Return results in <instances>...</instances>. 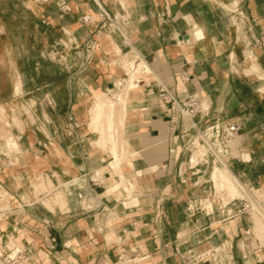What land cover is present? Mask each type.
Wrapping results in <instances>:
<instances>
[{"label": "crops", "instance_id": "crops-1", "mask_svg": "<svg viewBox=\"0 0 264 264\" xmlns=\"http://www.w3.org/2000/svg\"><path fill=\"white\" fill-rule=\"evenodd\" d=\"M126 61L142 82L119 90L113 133L131 197L107 194L120 178L90 126ZM162 87L200 98L195 129L170 128ZM1 119L0 263L264 264L256 220L229 214L241 186L212 175L264 191V0H0ZM214 122L239 126L222 164L191 151Z\"/></svg>", "mask_w": 264, "mask_h": 264}, {"label": "built area", "instance_id": "built-area-1", "mask_svg": "<svg viewBox=\"0 0 264 264\" xmlns=\"http://www.w3.org/2000/svg\"><path fill=\"white\" fill-rule=\"evenodd\" d=\"M96 6L100 10L99 17L108 18L107 12H105L96 2ZM89 17L84 16V21H88ZM143 72H146L143 69ZM138 72L135 73L134 86H138L142 79L137 76ZM187 79V78H185ZM123 82L120 84V86ZM158 98L163 101L162 109L165 111L170 128L177 126L179 121L184 122L186 130L195 129V116L200 113L202 109L201 100L194 94H184L178 96L173 94L170 89L162 87L158 92ZM239 131V126L234 122H226L220 124L219 122L211 123L201 130H198L196 135L197 141L204 146V155L210 156L215 162L222 164L220 158H225L226 150L229 148V142ZM193 142V141H192ZM194 143V142H193ZM261 191L259 188H249L241 190L240 197L237 198L239 201L238 206L235 207L234 214L229 211L230 217L248 215L253 219H257L264 224V199L260 197ZM255 219V220H256ZM17 254L10 256L9 254L3 256L0 264H13L14 258Z\"/></svg>", "mask_w": 264, "mask_h": 264}, {"label": "bare ground", "instance_id": "bare-ground-1", "mask_svg": "<svg viewBox=\"0 0 264 264\" xmlns=\"http://www.w3.org/2000/svg\"><path fill=\"white\" fill-rule=\"evenodd\" d=\"M147 65V64H146ZM133 66V65H132ZM140 68L142 69H145V70H149L146 66H144L143 65V63L142 64H140ZM140 70V69H139ZM135 73H136V68H135V65L132 67V68H130L129 69V71L127 72V74H126V77H124L122 80H119V81H117V83H116V87H115V90H116V92H114V93H112L111 94V96H115V97H118V99L119 100H121L120 102H121V105L119 106V108H122V111L123 112H125V100H122L121 99V97H120V94H119V90L120 89H125V87H126V85H127V81L128 80H130V83H129V85H131V84H134V78H135ZM123 82V84L120 86V84ZM118 93V94H117ZM121 94L122 95H124L122 92H121ZM117 95V96H116ZM123 98H124V96H123ZM115 113H116V107L112 104H110V103H107L106 101H103V99H102V97H98L97 99H96V101H95V103H94V114H93V117H94V120H93V125L96 127V126H99L98 125V122H100L98 119L99 118H101L102 116H103V114H105L106 115V118H108V131L110 130V132L109 133H111L112 132V130H111V125H113L114 124V122H113V119H114V117H115ZM106 118H105V121H106ZM111 122H113V124H111ZM106 127V128H107ZM109 127H111L110 129H109ZM108 133V132H107ZM111 137H113V136H111ZM114 138V137H113ZM113 140V139H112ZM114 144H115V141H114ZM112 145H113V143H112ZM117 146V145H116ZM114 147V148H112L113 150L111 151V155L113 156V160L111 161V163H110V166L112 167V169H113V171H115L116 172V174H118L119 175V177L118 178H120V181L118 182V183H116L115 185H113V186H111L110 188H108V190H106L107 191V194H111V193H113V192H116V191H118V192H120L121 194L122 193H125L126 194V196H128V197H131L130 196V191H131V189L127 186V184H125V182H124V180H123V175H122V173H121V169H120V159H121V157H120V155H119V151H118V149H117V147ZM122 147V146H121ZM194 159V158H193ZM221 159V161H222V159L223 158H220ZM219 169V168H218ZM218 169H217V171H218ZM221 171V173H222V170H220ZM216 173V172H215ZM215 173H213V175H215ZM224 173V172H223ZM216 174H220V173H216ZM216 177H217V175H215ZM215 176H213V178L215 179ZM219 176V175H218ZM221 177H217V179H219V178H221V184L222 185H226L227 186V189H228V192H229V195L231 194V196L232 195H234L235 193H236V189H235V187L233 186V181H230V178L229 177H227V174L226 175H224V174H221L220 175ZM217 181V180H216ZM218 183V182H217ZM238 183V182H237ZM225 186V187H226ZM221 187V186H220ZM224 187V186H223ZM130 189V190H129ZM226 189V190H227ZM123 195V194H122ZM262 196V197H261ZM260 197L261 198H263L264 199V195L263 194H261L260 195ZM131 203H130V205H132V204H136L137 203V201H135V200H132V201H130ZM139 203V202H138ZM129 205V206H130ZM121 206L122 207H126V203H124V202H122L121 203ZM256 219V218H255ZM259 221V220H258ZM256 222H257V219H256ZM259 222H261V221H259ZM263 224V223H262ZM264 225V224H263Z\"/></svg>", "mask_w": 264, "mask_h": 264}, {"label": "rangeland", "instance_id": "rangeland-1", "mask_svg": "<svg viewBox=\"0 0 264 264\" xmlns=\"http://www.w3.org/2000/svg\"><path fill=\"white\" fill-rule=\"evenodd\" d=\"M125 64H126V70H127V72L129 71V69L130 68H132L133 66H134V63L133 62H131V61H126L125 62ZM133 65V66H132ZM126 72V73H127ZM126 77V76H125ZM119 92V91H118ZM118 94V93H117ZM119 94H120V97H121V99L122 100H124L125 98H123V96L124 95H122L121 94V92H119ZM98 96H100V97H102V99H103V101H106V102H113V103H115V107H119L120 105H121V100H117V98L114 100V101H111V98L109 97L108 98V96L107 95H105V94H101V95H98ZM117 96V95H116ZM126 97V96H125ZM95 101H96V99H95ZM95 101H94V103H95ZM94 103H93V105H92V108H91V110H90V113H91V123H90V126H91V128H93L95 131H97L98 133H99V143H98V145L100 146V147H102V148H110V153H111V151L113 150L112 148H114L115 146H116V141H115V137H114V133H113V130L115 129V121L113 120V122H114V124H113V122H111V124H113V125H111V127H109V129L111 128V130H112V132L111 133H109L110 132V130L108 131V118H106V115H104V116H102L100 119H99V121L100 122H98V125L99 126H96L95 128H94V126H92V116H93V114H94ZM24 109H25V111L26 112H28L29 111V109L27 108V107H24ZM119 112H120V109H119ZM105 118H106V121H105ZM0 128L1 129H6L5 128V125H8V122L6 121V120H4V119H1L0 120ZM107 127V128H106ZM108 132V133H107ZM5 133H7V134H9V132H7V131H5ZM111 136H113V137H111ZM113 139V140H112ZM195 139H193L192 141L194 142L193 144H194V146L191 148V151H193V153L195 152V151H197L198 149H200L201 150V155H200V157H199V159H198V161H200V160H202V159H204V157L205 156H203L204 155V146H202L201 144H200V141H197L199 144H200V147H199V145H198V143L196 142V141H194ZM114 141H115V144H114ZM112 143H113V145H112ZM117 147V146H116ZM208 156V155H207ZM207 156L205 157V158H207ZM208 157H210V156H208ZM212 159V158H211ZM194 160V159H193ZM197 161V162H198ZM217 167L215 168V170H214V172L213 173H220V174H216L215 173V175H217V177H221L220 175L221 174H224V175H226L227 174V177H229L230 178V176H229V173H226V171H224V170H222V169H218V171H217ZM220 170H222V173H221V171ZM224 172V173H223ZM213 175V174H212ZM215 175H213V176H215ZM219 175V176H218ZM217 177L215 176V181H216V186H217V188L218 189H227V186L226 185H222L221 184V178H219V179H217ZM230 181H233V186L235 187V191H236V193L234 194V195H232L231 196V194H230V196L231 197H235V196H238L239 194H240V189H239V186H241V188H243V185L241 184V183H239L237 180H235V179H233V178H230ZM238 182V183H237ZM221 186V187H220ZM224 186V187H223ZM226 186V187H225ZM227 191H228V189H227ZM261 192H264V191H261ZM123 194V196H126V194L125 193H122ZM124 203L126 202H129V205H130V201H127L126 199H124V201H123ZM257 233L259 234V235H261L262 234V232H264V225L261 223V222H259L258 220H257Z\"/></svg>", "mask_w": 264, "mask_h": 264}]
</instances>
